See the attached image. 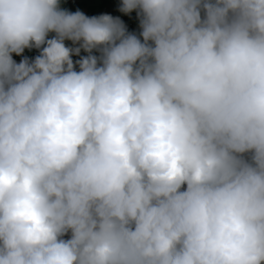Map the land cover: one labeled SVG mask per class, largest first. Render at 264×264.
Listing matches in <instances>:
<instances>
[{
  "label": "clouds",
  "instance_id": "obj_1",
  "mask_svg": "<svg viewBox=\"0 0 264 264\" xmlns=\"http://www.w3.org/2000/svg\"><path fill=\"white\" fill-rule=\"evenodd\" d=\"M72 1L0 0V264H264V0Z\"/></svg>",
  "mask_w": 264,
  "mask_h": 264
},
{
  "label": "trees",
  "instance_id": "obj_2",
  "mask_svg": "<svg viewBox=\"0 0 264 264\" xmlns=\"http://www.w3.org/2000/svg\"><path fill=\"white\" fill-rule=\"evenodd\" d=\"M114 0H74L72 2L66 3V2H61V8L70 12H76V11H82L86 16L88 17H93V16H99L100 15H110L108 14L107 11H105V7H112V3ZM203 15V13H202ZM111 16H113L114 18L118 17L120 18L128 32L130 33H134L139 35V33H137V31L135 30V28H133L132 26H130V23L133 22L134 20H138L140 22L139 16L138 14H134V11L130 14H120L119 12H115L111 14ZM53 36H55V33H50L49 34V39H51ZM142 39V38H141ZM66 46L68 47H77L79 45H74L72 41L70 40H66L65 41ZM33 51V48L31 49H25L24 53L22 55H19V59L20 61L23 60L25 58V56L30 52ZM33 59L30 61H34V59L40 55L41 50L37 51L34 50L33 51ZM94 55L99 56L100 53L98 51L93 52ZM81 57L87 56L88 53L81 50V53L79 54ZM70 236V234H69ZM69 236H66L65 239L69 238Z\"/></svg>",
  "mask_w": 264,
  "mask_h": 264
},
{
  "label": "rangeland",
  "instance_id": "obj_3",
  "mask_svg": "<svg viewBox=\"0 0 264 264\" xmlns=\"http://www.w3.org/2000/svg\"><path fill=\"white\" fill-rule=\"evenodd\" d=\"M121 3H122V1H121ZM114 8V7H113ZM115 9V8H114ZM119 9H120V7H119ZM120 11V10H119ZM117 12V11H116ZM121 12V11H120ZM121 14H125V13H123V12H121ZM134 14L136 15L137 14V12L136 11H134ZM34 49H37V48H35V47H33ZM13 59L18 63V59H19V55H16V54H13Z\"/></svg>",
  "mask_w": 264,
  "mask_h": 264
}]
</instances>
